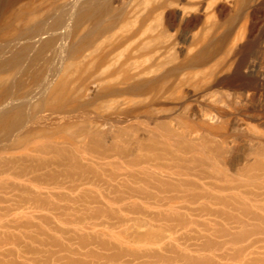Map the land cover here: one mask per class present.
Segmentation results:
<instances>
[{
    "label": "bare ground",
    "instance_id": "1",
    "mask_svg": "<svg viewBox=\"0 0 264 264\" xmlns=\"http://www.w3.org/2000/svg\"><path fill=\"white\" fill-rule=\"evenodd\" d=\"M10 2L0 15V203L58 212L62 223H74L64 218L72 212L78 226L107 213L117 220L113 226L135 225L123 236L128 247L103 228L96 233L114 242L82 235L81 250L97 244L105 263L122 257L158 263V245L167 241L165 228L158 230V198L171 194L169 208L178 200L200 203L187 209L241 230L232 233L214 219L196 222L208 234L187 245L194 238L179 230L194 228L195 221L165 213L168 241L185 244H171L175 256L169 262L210 264L218 258L247 264L260 244L251 237L264 234V133L240 119L251 133L243 134L244 162L233 171L221 167L236 136L226 129L233 112L216 89L241 57L247 18L259 0ZM191 98L201 105L196 114ZM136 198L154 201L157 211H147ZM101 199H112L110 209L87 213L85 203ZM225 211H240L242 219ZM136 214L148 218L130 216ZM93 225L84 227L92 231ZM132 243L157 250L140 255ZM262 262L263 256L252 257L249 264Z\"/></svg>",
    "mask_w": 264,
    "mask_h": 264
},
{
    "label": "rangeland",
    "instance_id": "2",
    "mask_svg": "<svg viewBox=\"0 0 264 264\" xmlns=\"http://www.w3.org/2000/svg\"><path fill=\"white\" fill-rule=\"evenodd\" d=\"M8 1L7 0H0V15H2V16H3L4 11L6 10V6L8 8V6L10 5L9 3H11L10 1H12V0H10L9 3H8ZM263 1L264 0H259V2L256 4V6H254V10H253V8L251 10V13L253 15L249 16L250 19L247 18L249 20L247 23V24H249L248 25V36L245 39V41L243 42L242 47L238 53V57H240V56L241 57L237 59V62H236L237 64H235L236 66H234L235 68H233L234 71L232 70V72L229 73V74L232 73L231 75H228L229 77L226 75L223 78V80H224L223 87L224 88L221 86L220 88L216 89L218 91L216 93V94H218L217 97H220V98H218L220 103L222 101L221 104H225V106L227 105L228 107H230V109L233 112L232 113L233 115L231 114L232 117L231 116L229 117L230 119H229L228 123L229 122L230 123L226 124V127H227L226 129L230 133H234V136H236V137H234V142L230 145L228 152L225 155L226 161L223 162L222 164H220V166L222 165L221 167H228V168L232 169L231 171L242 166V164L244 162V160H243L244 154L243 153L246 152V150H247L246 148H248V147H247L246 143H244L243 134L246 136L251 135L250 131H245L243 129L244 127H242L243 125L241 124L242 121L248 123L251 120L250 124L254 127L253 129L255 130V128L257 127L258 129L256 128V130L260 131L261 133H264V2ZM3 4H4V6L6 5L4 7V10H3ZM258 5H259V7H258ZM5 14H6V12H5ZM0 19H1V17H0ZM244 53L248 54V55H245ZM240 64H241V66H240ZM247 65H249L250 69L248 68ZM250 65H251V67H250ZM243 67H244V69H243ZM251 68H253V69L255 68V69L253 70ZM243 71H245V72H243ZM239 84H241V85H239ZM225 85H229V86L231 85L232 87L231 86L226 87ZM237 85H239V86H237ZM243 85H244L245 90L243 88ZM233 86H234V88H233ZM246 87H248V88H246ZM221 88H223V89H221ZM230 88H232V89H230ZM240 88H242V89H240ZM219 95H221V96H219ZM191 99H189V101L192 104V110L193 109L194 110H193V112L191 110L190 111L192 113L196 114L198 109H201L200 108L201 105L198 104L197 99H194V98H191ZM195 100H197V101H195ZM190 111L185 112L187 115H189V117L191 115H193ZM237 116H239V117H237ZM240 119H242L241 122H240ZM239 134H240V136H239ZM244 146H245V148H244ZM223 164H224V166H223ZM225 165H227V166H225ZM2 196L3 195H1L0 198ZM161 196L162 197L158 198V217H159L158 218V230L165 228L166 231L165 230L162 231L163 232L162 234H164L166 232L167 235L166 234L165 235L168 238H169V235H168L169 231L166 228L170 227L171 223H167L165 220H163L164 217L167 216V215H165V213L170 215V217H172V218L174 217L173 219H176L175 217L177 214H178V216L181 215L184 218L187 217V219H190V220L192 218L191 221L192 222L195 221V223L196 222L199 223V222H203V221L208 222V219H210V223L212 224L214 221L217 220L220 227L226 226L227 229L230 228L232 233L238 232L241 230V229L239 230V227L237 228L236 225H234V224L225 225V223L219 218L215 219L214 217H210L208 215H203L204 214L203 211H202V215H200L201 214L200 211H189L188 210V209L191 210V209H196V208L200 207V203L188 204L189 201L184 202L183 200H178V202L174 204L173 208H169L168 204L170 203L169 201H170V198L172 197V195L168 194V195H161ZM163 197H164V199L162 200L161 198H163ZM2 199H4V198H2ZM159 199H161L162 201L160 202ZM108 200H112V199H108ZM108 200L107 199H101L98 204H91V203L86 202L84 208L88 207L87 213H89V210L91 212V210L96 211L97 209H100V208L107 211V209H110V207L108 205ZM55 201H57V200H55ZM135 201H136V204L141 205L142 207L149 206V209H146L147 211H157L154 209V207H157V206H155L154 201H146V200L141 199V198H136ZM126 202L128 204V201H126ZM208 203L213 206V204L208 202V201L204 202L205 205L207 204L210 207L211 205H209ZM9 205H10V203H0V211H13V214H9V215H3L2 212H0V264H153V263L154 264H167V263L168 264H170V263L174 264L175 263V262L172 263L173 261L169 262V259L172 256L173 257L175 256V254L171 253L169 249L173 248V246L175 247L176 244L174 242H176V241H174V242L172 240L168 241L169 239H167V237H166L167 241L165 240L166 242H164L165 245L164 244H162L161 246L158 245V263H155L154 259H153L154 260L153 261L152 259L149 260V258H146V257L141 258L139 260H133L132 258L122 257V259H121L122 261L119 260L117 262L105 263L104 260L101 259L100 257H98V255H97V253L103 254L105 251H103V249L101 251L100 248H98L97 244H90L86 247L87 249L84 248L81 250L80 244L78 241V237H80L82 235L86 236L88 234L89 235L91 234L92 236L97 235L96 236L97 240L101 241L103 236H101L102 234L98 235V233H99V230H101L103 228H104V231L101 230L102 231L101 233H105V230L107 232H108V230H110V232L111 231L114 232V235L119 236L120 241L123 242V244L120 245L121 248L123 247V249H125L128 247L124 243L125 239L123 238V236H124L126 229L129 226H130V230L132 229L134 231L136 228L135 225H132V223H129V226H127V227L126 226H118V225L113 226L114 224L117 223V220H115V218L113 220L109 219L107 216V213L100 214V216L98 215L97 218L93 219L96 222L93 220H92L93 223H90L92 221L87 222V223H90L89 226H91V227L93 224H94L93 227L96 225L99 226V227L96 226L98 228L94 227V229H93L94 231L93 230L90 231L89 229H86L89 227L86 222L83 226H80L82 224H79V226L76 225L75 221L73 220L74 215H72V216L70 215L72 212H67L64 215V218H66L68 216V218L65 221H70L69 218H71V221L74 222L75 225H73L74 223L72 224V223H68V222L67 223L60 222V220L57 219L59 216L58 212L53 213L51 211L45 212V211H39L37 209H30V208L27 209L26 207H22L20 203H18V205L14 204L13 207H11V206L8 207ZM207 205H206V207H208ZM113 207H116V206H113ZM36 211H38V212H36ZM85 212L86 211H84V213ZM225 212L226 213L230 212L231 214H235L234 216H236V214H239V215H237V217L240 216L239 218L242 219V215H241L240 211H225ZM186 214H189V215H186ZM122 216H123V213H122ZM130 216L140 217L141 219L144 218V220H147V219H145V217L147 215L145 217L144 216L142 217L141 214L140 215L139 214L138 215L137 214L136 215H130ZM147 218H148V216H147ZM213 219H214V221H213ZM12 220H14V221L16 220L15 222H18L19 227L14 226L13 225L14 222ZM52 220L54 222H52ZM148 223L151 224L150 221H146V224H148ZM166 224H167V226H166ZM192 225L194 226V228L191 226V229H185L184 231L179 230V233H181V236H183L187 233V235H189L191 238H194L192 240H189L187 242V245L189 243H199L200 240H198L197 237L200 234H208V233H206V231L200 230L201 225H198L197 223L196 224L193 223ZM196 225H198V227ZM77 226H78V228H77ZM84 226L85 227L87 226V227L85 228ZM146 226H145V228H148V229H150V227H151V225H148L147 227ZM153 226L154 225H152V227ZM233 226H235L236 228ZM82 227H84V228H82ZM133 227H135V228H133ZM58 228L64 232H66V234L60 233ZM142 228H139L140 230L139 229L138 230L140 232H144L146 229L145 228L142 229ZM75 229H77V231H75ZM247 229H249V227ZM85 230H87V231H85ZM130 230H129V232H133L132 230L131 231ZM189 230H191V231H189ZM96 231L98 233H96ZM185 231H187V232H185ZM179 233H177L178 236H177V234L175 236L181 237ZM183 233H185V234H183ZM260 235H261V237H257V236L251 237L253 240L255 237L258 238L257 240H260V244L258 242V245H256V246H258L257 247L258 249L254 248L255 250H253V252H255L256 254L255 253L250 254L251 256L248 255L249 257L248 256L246 257V258H250L249 262L251 261L252 257H259L261 259V257L263 256V260H264V238H263L264 234H260ZM100 236H101V238H100ZM251 238L249 240H251ZM105 239H106V241L114 242L113 239L110 240L109 236H108V238H107V236H105V238L102 240H105ZM52 240H55L56 242H53ZM178 240H180L179 242L177 241L178 244L180 243L182 248L185 247L183 240L181 241L180 238ZM219 240H221V239H219ZM243 243H245V242H243ZM243 243H240V245H243ZM248 243L249 242L246 241L245 244H248ZM261 243H263V244H261ZM115 244H118V243L115 241ZM171 244L173 245L172 247H171ZM61 245L67 246L68 250H72L74 252V254H71L68 251H66V252L62 251V250L60 251L59 247H61ZM237 246H239V244L235 245V247H237ZM130 248L132 251L134 250L133 251L134 253H139L140 255L143 252H146V251L148 252L149 250H157V249H155L156 247H153L150 245L145 246L143 243H135V244L132 243V244H130ZM192 248H195V247L193 246ZM88 250H90L96 254L95 255L94 254L87 255L86 252ZM256 250H258V251H256ZM112 252H114V251H111V252L107 251V253H112ZM187 252H190V251H187ZM228 252L231 253L232 251L229 250ZM52 253H53V256H52ZM192 254H194V253H192ZM194 255H196V254H194ZM102 260H103V262H102ZM223 260L219 261V259L216 258V259H214V262H216V263L218 262L219 264H228L229 263L228 261H230V260L225 261V259H223ZM232 261L233 260H231V262ZM183 262H182V260L181 261L179 260V263L176 262L175 264H183ZM211 262L212 261H210L209 263L211 264ZM214 262H212V263L214 264ZM226 262H228V263H226ZM249 262L247 264H249ZM234 263L236 264L237 262L234 261ZM186 264H189V263L186 262ZM239 264H241V263H239ZM242 264H244V263H242ZM255 264H264V262L255 263Z\"/></svg>",
    "mask_w": 264,
    "mask_h": 264
}]
</instances>
